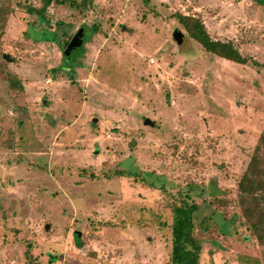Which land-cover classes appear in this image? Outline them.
Wrapping results in <instances>:
<instances>
[{
    "label": "rangeland",
    "instance_id": "1",
    "mask_svg": "<svg viewBox=\"0 0 264 264\" xmlns=\"http://www.w3.org/2000/svg\"><path fill=\"white\" fill-rule=\"evenodd\" d=\"M26 3L41 0H0V264H168L162 186L198 204L199 264H264L213 199L234 198L264 127V69L206 51L172 16L263 62L264 3L95 0L45 20Z\"/></svg>",
    "mask_w": 264,
    "mask_h": 264
},
{
    "label": "trees",
    "instance_id": "2",
    "mask_svg": "<svg viewBox=\"0 0 264 264\" xmlns=\"http://www.w3.org/2000/svg\"><path fill=\"white\" fill-rule=\"evenodd\" d=\"M93 1L95 0H41L40 5L37 6L30 3L21 5L28 15L45 20L50 5L65 4L84 11ZM258 1L264 3V0ZM172 16L186 31L187 36L197 41L206 51L236 63L264 69V61L259 62L250 56L242 55L232 41L211 38L197 16L180 12H174ZM116 173L122 175L124 171H116ZM161 188L165 197L164 202H161L162 206L170 214L167 223L164 222L170 230L168 264H199L202 242L192 218L198 204L187 199L190 188L187 192H177L176 195L164 190L163 186ZM213 199L220 204V213L225 220L228 219L226 208L231 204L235 209L232 214L235 215L233 225L235 226L237 222L244 226L249 236L258 245L264 246V127L237 182L234 198L213 196ZM25 255L32 259L28 249ZM238 261L240 264H261L259 257L248 254L238 255Z\"/></svg>",
    "mask_w": 264,
    "mask_h": 264
},
{
    "label": "water",
    "instance_id": "3",
    "mask_svg": "<svg viewBox=\"0 0 264 264\" xmlns=\"http://www.w3.org/2000/svg\"><path fill=\"white\" fill-rule=\"evenodd\" d=\"M183 37H184V34H183L180 30H178V29H175V30H174V32H173V38H174V40H175L178 44L182 43V41H183ZM4 58L6 59L5 56H4ZM93 121L95 122V121H96V118H93ZM144 123H145L146 125H150V126L154 125V121L150 120L149 118H146V119L144 120Z\"/></svg>",
    "mask_w": 264,
    "mask_h": 264
}]
</instances>
